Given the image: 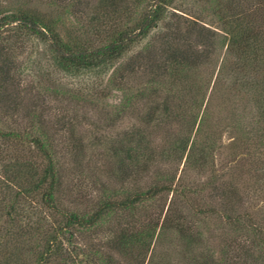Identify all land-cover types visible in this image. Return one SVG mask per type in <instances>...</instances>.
<instances>
[{
	"label": "trees",
	"instance_id": "16d2710c",
	"mask_svg": "<svg viewBox=\"0 0 264 264\" xmlns=\"http://www.w3.org/2000/svg\"><path fill=\"white\" fill-rule=\"evenodd\" d=\"M176 1L0 3V264H172L157 251L168 237L177 264H264V0H202L197 15ZM11 26L43 43L58 80L105 75L77 81L72 99L121 93L135 128L111 148L112 181L83 193L68 178L60 151L71 118L45 104L47 87L24 93L3 44ZM217 97L216 127L231 133L220 166V133L206 132ZM150 127H170L159 151ZM156 156L196 177L165 167L146 181ZM242 184L254 205L244 207Z\"/></svg>",
	"mask_w": 264,
	"mask_h": 264
},
{
	"label": "rangeland",
	"instance_id": "374dc122",
	"mask_svg": "<svg viewBox=\"0 0 264 264\" xmlns=\"http://www.w3.org/2000/svg\"><path fill=\"white\" fill-rule=\"evenodd\" d=\"M5 2L6 0H0V3ZM201 4L202 0L176 1V7L178 9L192 15H197L201 12ZM3 38L7 40L3 43L6 47L10 45L13 46V53L22 65L23 71L20 73V77L22 87L25 90L24 93L27 94L29 92L28 87L32 88V92L42 91V89H44L42 85L45 88L47 87L50 91L47 92L49 95L45 97V104L64 109L66 117L69 116V118H71L67 127H74V131L71 132L70 129V131L64 134L63 137H66V140L65 142L63 141L62 145L64 148L60 151V160L64 163V167H66L67 173L69 174L68 178H71V173L72 176H74V174L78 175V179L80 178L83 180V193L90 192V189L94 187L93 185H96L95 187L97 188L99 183L108 182L110 179L108 178L109 169L112 164L110 158L111 148L125 132L135 128L132 127L133 123H135L134 117L132 118L133 114H131L130 111L124 113L119 112L118 102L121 93L110 88L105 95L99 91H90L89 93H91V95L88 92L85 94L90 95L88 97L89 99H72L68 96L69 92L67 90L72 89L77 81H85L86 86L88 79L97 82L99 78L105 79V75L102 77L99 73H94L89 78L85 77L88 74H85L86 72L78 74V76L67 75V82L72 81V84H69L66 82L65 78L58 80L54 73L49 75V67L46 66V57L44 56L45 48L43 47V43L37 38L28 36L27 34L24 35L19 28L12 26L3 33ZM43 74V81H39ZM79 86L82 87L84 84H80ZM220 102V97H217V99H214L212 102L210 120L208 122L209 127L206 128L207 133L210 129L211 132L218 130L220 133L219 137L222 147L220 148L221 156L219 161L221 162H219V166L224 163L223 159L227 156L229 151L227 144L231 139L229 130L221 126L216 127L217 123L221 122L220 120L225 113L222 109L220 110ZM116 116L118 117L116 118ZM25 121H28V119H25ZM27 123L28 122H24V125ZM169 129L170 127H150L147 129V136L150 142L153 143V148L155 147L154 149L156 151L161 150L164 145L166 146L172 138L169 137ZM180 129L181 127H171V132L180 131ZM156 160V163L144 174L146 181L156 176L160 171L164 170L165 167L173 169L172 171L173 173L176 172V175L181 173L184 174L183 177L187 179V181H193L196 177L195 171L191 169L182 171L183 162L179 164L178 160H176L173 166H171L172 164L170 165L167 161L166 163H164V161H159V156H156ZM242 170H245V168H242ZM110 181H112V178ZM110 181L109 183H111ZM241 190L244 192V207L251 206L252 204L254 205L256 200L250 197L252 194L251 188L248 185L242 184ZM248 198H250V200H248ZM68 199L69 198L65 197V201H69ZM80 200L84 201L82 197H80ZM209 224L213 229L214 226H216L214 222H210ZM174 241L175 239L172 240L168 237L165 242L158 245L157 251L160 257V255H163L168 249L171 252L170 262L172 264H177L180 259L176 255L175 248L179 247L175 245Z\"/></svg>",
	"mask_w": 264,
	"mask_h": 264
}]
</instances>
